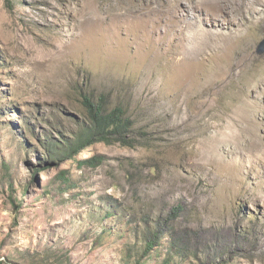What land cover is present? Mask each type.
Returning a JSON list of instances; mask_svg holds the SVG:
<instances>
[{
  "label": "rangeland",
  "instance_id": "1",
  "mask_svg": "<svg viewBox=\"0 0 264 264\" xmlns=\"http://www.w3.org/2000/svg\"><path fill=\"white\" fill-rule=\"evenodd\" d=\"M224 1L0 0V264H264V0Z\"/></svg>",
  "mask_w": 264,
  "mask_h": 264
},
{
  "label": "trees",
  "instance_id": "2",
  "mask_svg": "<svg viewBox=\"0 0 264 264\" xmlns=\"http://www.w3.org/2000/svg\"><path fill=\"white\" fill-rule=\"evenodd\" d=\"M87 106L89 113L92 116L91 125L89 126V133L87 137L102 139L110 138L112 135L120 136L124 141L127 139L124 137L125 132L132 128L130 120L124 117V112L121 109H116L112 112L105 113L103 105H95L91 99H87ZM82 139L79 140L78 144H75L78 148L74 150L75 145L66 146L63 151L68 157H75L77 152L82 148ZM128 145L129 142H127ZM55 144H51L49 150L53 153L55 152ZM60 148L59 145H56ZM90 158L89 161H92Z\"/></svg>",
  "mask_w": 264,
  "mask_h": 264
},
{
  "label": "bare ground",
  "instance_id": "3",
  "mask_svg": "<svg viewBox=\"0 0 264 264\" xmlns=\"http://www.w3.org/2000/svg\"><path fill=\"white\" fill-rule=\"evenodd\" d=\"M214 2H217L218 4H225L227 2H225L224 0H213ZM227 1V0H226ZM258 134L256 133H250L249 137H247L248 141L251 142L253 140H255L257 138ZM259 141H262L261 136H259Z\"/></svg>",
  "mask_w": 264,
  "mask_h": 264
},
{
  "label": "water",
  "instance_id": "4",
  "mask_svg": "<svg viewBox=\"0 0 264 264\" xmlns=\"http://www.w3.org/2000/svg\"><path fill=\"white\" fill-rule=\"evenodd\" d=\"M257 52L260 54L264 53V40L259 44Z\"/></svg>",
  "mask_w": 264,
  "mask_h": 264
}]
</instances>
